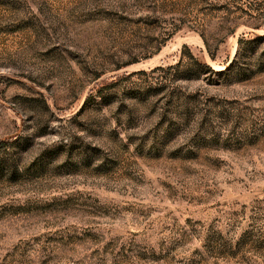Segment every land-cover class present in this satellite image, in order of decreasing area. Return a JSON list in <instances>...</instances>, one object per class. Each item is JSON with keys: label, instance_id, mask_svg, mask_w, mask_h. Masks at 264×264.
Masks as SVG:
<instances>
[{"label": "rangeland", "instance_id": "obj_1", "mask_svg": "<svg viewBox=\"0 0 264 264\" xmlns=\"http://www.w3.org/2000/svg\"><path fill=\"white\" fill-rule=\"evenodd\" d=\"M0 264H264V0H0Z\"/></svg>", "mask_w": 264, "mask_h": 264}, {"label": "trees", "instance_id": "obj_2", "mask_svg": "<svg viewBox=\"0 0 264 264\" xmlns=\"http://www.w3.org/2000/svg\"><path fill=\"white\" fill-rule=\"evenodd\" d=\"M236 30V27H234L233 29H231L230 31L231 32H234ZM203 38H204V36H203ZM206 41V40H205ZM242 42V39H240V43ZM207 43V42H206ZM208 45V44H207ZM185 47H188L187 45H185ZM212 57H214L213 55H212ZM206 67H208V68H210V66H208V65H206V64H204ZM211 69V68H210ZM8 141H10L9 140V138H7V140H3L2 142H8Z\"/></svg>", "mask_w": 264, "mask_h": 264}]
</instances>
